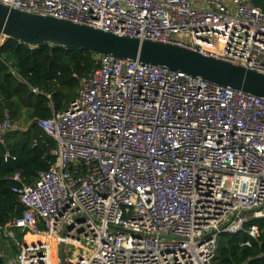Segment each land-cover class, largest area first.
<instances>
[{"label": "built area", "instance_id": "obj_1", "mask_svg": "<svg viewBox=\"0 0 264 264\" xmlns=\"http://www.w3.org/2000/svg\"><path fill=\"white\" fill-rule=\"evenodd\" d=\"M0 3L264 74V12L251 0ZM97 63L65 110L36 121L55 161L13 188L24 210L0 225V256L3 238L17 248L6 264H61L60 242L66 264H213L223 233L251 246L260 228L246 224L264 219V99L137 60ZM17 128L6 114L0 142Z\"/></svg>", "mask_w": 264, "mask_h": 264}, {"label": "trees", "instance_id": "obj_2", "mask_svg": "<svg viewBox=\"0 0 264 264\" xmlns=\"http://www.w3.org/2000/svg\"><path fill=\"white\" fill-rule=\"evenodd\" d=\"M251 1L264 12V0ZM98 56L48 43L31 47L10 38L0 46V122L7 114L15 124L24 111L32 119L26 131L10 130L0 142V225L24 210L13 188L33 184L55 161L51 154L55 142L37 126V119L67 108L76 97L78 79L98 66ZM15 174L19 180L13 178ZM251 223L260 228L251 246H240L248 239L244 232L223 233L213 264H264V219L251 220L246 226ZM17 238L22 240V233ZM4 263L0 256V264Z\"/></svg>", "mask_w": 264, "mask_h": 264}, {"label": "water", "instance_id": "obj_3", "mask_svg": "<svg viewBox=\"0 0 264 264\" xmlns=\"http://www.w3.org/2000/svg\"><path fill=\"white\" fill-rule=\"evenodd\" d=\"M0 33L31 47L48 43L166 67L264 99L263 73L175 44L120 36L86 24L31 13L1 3ZM60 235L63 236V230ZM59 259L61 264H66L62 242L59 243Z\"/></svg>", "mask_w": 264, "mask_h": 264}, {"label": "rangeland", "instance_id": "obj_4", "mask_svg": "<svg viewBox=\"0 0 264 264\" xmlns=\"http://www.w3.org/2000/svg\"><path fill=\"white\" fill-rule=\"evenodd\" d=\"M32 122V119L28 117V112L24 111L22 116L18 119V121L15 123V125L18 127V131H26L30 124ZM17 234V233H16ZM27 234L22 233V239H25ZM17 238V235H16ZM18 239V238H17ZM7 243L6 239L3 238V251H4V256L3 258H5V263L8 261V259H10L11 257L13 258V256L16 254L17 252V248L15 246H10V247H6L5 248V244ZM15 247V248H14Z\"/></svg>", "mask_w": 264, "mask_h": 264}, {"label": "bare ground", "instance_id": "obj_5", "mask_svg": "<svg viewBox=\"0 0 264 264\" xmlns=\"http://www.w3.org/2000/svg\"><path fill=\"white\" fill-rule=\"evenodd\" d=\"M25 239L28 243H34V242H39L43 240L42 238L38 236L29 235V234L26 235Z\"/></svg>", "mask_w": 264, "mask_h": 264}]
</instances>
